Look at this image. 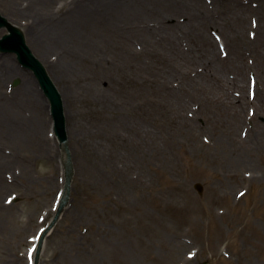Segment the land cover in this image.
Masks as SVG:
<instances>
[{
	"label": "rangeland",
	"instance_id": "obj_1",
	"mask_svg": "<svg viewBox=\"0 0 264 264\" xmlns=\"http://www.w3.org/2000/svg\"><path fill=\"white\" fill-rule=\"evenodd\" d=\"M88 2L0 0L65 97L75 174L40 264H158L167 239L185 243L179 264H264V0ZM0 69V92L33 87L44 106L41 134L20 142L4 97L0 110L15 140L0 152V264H32L64 152L33 71L1 51ZM242 94L233 125L224 100Z\"/></svg>",
	"mask_w": 264,
	"mask_h": 264
},
{
	"label": "bare ground",
	"instance_id": "obj_2",
	"mask_svg": "<svg viewBox=\"0 0 264 264\" xmlns=\"http://www.w3.org/2000/svg\"><path fill=\"white\" fill-rule=\"evenodd\" d=\"M240 2V1H239ZM89 4H92V0H89L88 2ZM241 3V2H240ZM57 32L58 29H56ZM35 41V44L37 45V47L40 49V51L42 52V54L49 60V61H53L54 60V56L52 55L51 51L52 49L54 50L56 48L55 45L53 44H47L43 39H39L34 37L33 38ZM264 42V37L262 38V41ZM53 59V60H52ZM5 67H9L10 63L5 60ZM53 64V63H52ZM1 70V69H0ZM8 70V69H7ZM9 71V70H8ZM57 76L60 78V80L62 82H64V75L61 74V72L59 71V73H57ZM246 81L240 79L239 84H237L238 86L241 85V87H245ZM27 86V85H26ZM64 88H66L67 90H69V88L65 85L64 82ZM63 90L62 88H60V93L62 95V99H63V103H64V108H65V101H64V93H62ZM12 94L6 96V94L4 92H0V101L2 97L5 98V102L10 105L9 108V113L8 111V107L5 106V102L3 101V105L2 102H0V110L3 112H7V114H5V117L9 120V126L11 127V129L14 131L15 135L14 137H18L19 142L21 141V139L23 138L24 141H28L29 137H26L25 133H30L34 134V136L39 137L40 133V128L39 126H45V116L43 115V109L44 106L42 105L41 102V98L39 96L38 91L31 87H25L23 92H17V91H12ZM226 99L224 100L228 105H232L235 108V111L233 113V117L230 114V123L233 125H236L238 123L241 122H246L245 118L243 117V109L245 108V106L247 104H249L251 102V100L246 96V94H242V96L238 97L237 100L231 99L230 95H227L225 97ZM7 99V100H6ZM252 103V102H251ZM264 110L263 106L262 108L259 106L258 108V116L262 114V110ZM29 112V114H27ZM65 113L67 116V112L65 109ZM237 114H239L237 116ZM236 121H235V120ZM2 120V119H1ZM8 126V127H9ZM6 128V127H5ZM45 129V127H44ZM3 133L4 130L0 129ZM7 132L10 134L9 130L6 129ZM67 131L69 133V124L67 121ZM5 132V131H4ZM47 133V130L44 132V134ZM51 134L54 136V132L51 131ZM5 135L0 134V138H4L3 143H0V152L2 153L4 151L3 146L5 147H14V143L15 140L13 138H9L7 135L4 137ZM20 144V143H19ZM66 158V154H64V159ZM117 174H119L121 177L124 172V170H119L116 169ZM165 249V253L163 254V256H158L155 260L156 263L158 264H179L178 261H180L182 259V257L185 256V243L184 242H179V241H175V243L170 242L169 239H167V241L165 242V245L163 246ZM36 251V247L33 248L32 250V255L35 254ZM188 253V252H187ZM21 260V259H20ZM189 261L186 260V263H188ZM184 264V263H182Z\"/></svg>",
	"mask_w": 264,
	"mask_h": 264
},
{
	"label": "water",
	"instance_id": "obj_3",
	"mask_svg": "<svg viewBox=\"0 0 264 264\" xmlns=\"http://www.w3.org/2000/svg\"><path fill=\"white\" fill-rule=\"evenodd\" d=\"M0 27H7L10 31L9 34L4 35L3 38L0 39V49L5 52H16L18 54L19 61L29 69H32L38 78L42 89L44 90L46 96L49 98L51 103L52 115L54 119V129L57 136L60 139L61 146L67 153V159L65 160V174L66 175V184H65V193L61 202V206L59 211L57 212L55 218L46 229L39 249L37 253V259H39V254L42 248V242L44 236L47 232L56 224L62 211L64 209V205L67 204L72 187V180L74 175V165L72 161V157L70 154L69 144H68V133H67V122L65 115V108L62 99L61 93H59V89L48 74L45 66L42 62L33 54L32 50L26 43L25 36L23 32L11 24L6 17H4L0 12ZM18 80H16V83ZM197 189L202 192L203 186L198 183L196 184Z\"/></svg>",
	"mask_w": 264,
	"mask_h": 264
}]
</instances>
